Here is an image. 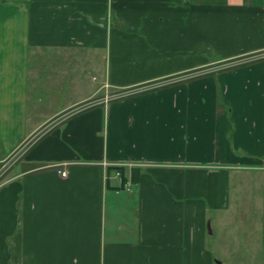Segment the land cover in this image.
I'll return each mask as SVG.
<instances>
[{
  "label": "crops",
  "instance_id": "0c3cea01",
  "mask_svg": "<svg viewBox=\"0 0 264 264\" xmlns=\"http://www.w3.org/2000/svg\"><path fill=\"white\" fill-rule=\"evenodd\" d=\"M261 55L264 0H0V264H212L208 212L264 171Z\"/></svg>",
  "mask_w": 264,
  "mask_h": 264
},
{
  "label": "rangeland",
  "instance_id": "374dc122",
  "mask_svg": "<svg viewBox=\"0 0 264 264\" xmlns=\"http://www.w3.org/2000/svg\"><path fill=\"white\" fill-rule=\"evenodd\" d=\"M57 65L58 61H54L45 71L54 72ZM93 76L97 78L93 79ZM86 79L85 85L88 87L91 82L98 86L101 81L99 73L94 71ZM53 85H45L47 98L58 95L64 99L74 93V88L65 80L60 86ZM242 171L233 177L227 209L208 212L205 246L212 264H264V171Z\"/></svg>",
  "mask_w": 264,
  "mask_h": 264
},
{
  "label": "built area",
  "instance_id": "2783aa9c",
  "mask_svg": "<svg viewBox=\"0 0 264 264\" xmlns=\"http://www.w3.org/2000/svg\"><path fill=\"white\" fill-rule=\"evenodd\" d=\"M261 56H264V55H261ZM261 56H253V57L251 56V57H247V58H244V59H240L238 61H235L231 65H236V64H240V63L249 62V61L255 60V59H257V58H259ZM200 73L199 72L198 73L197 72H193L191 74H188V75H185V76H182V77H179V78L170 79V80H167V81H160V82H157V83H151V84H147V85H139V86L130 87V88H117V89H114V90L111 89L110 84L106 83L104 85L105 92H104V94L102 96H100L98 98H94L93 100H90L88 102H84L83 104L77 106L74 110L75 111L81 110V109H84V108H88V107L94 106L96 104H108L109 102H111L113 100H117V99H120V98L128 97V96H131V95H134L136 93H140V92H143V91H146V90H151L153 88H157V87L163 86V85L167 84L168 82H175V81H179V80H185V79L190 78L191 76L193 77V76H195L197 74H200ZM47 128H49V127H47ZM61 173H62L63 176L67 175V171L62 170ZM118 175L121 176V173L119 171H118ZM124 188H126L127 190H132L131 183L126 181V183L124 185Z\"/></svg>",
  "mask_w": 264,
  "mask_h": 264
},
{
  "label": "trees",
  "instance_id": "16d2710c",
  "mask_svg": "<svg viewBox=\"0 0 264 264\" xmlns=\"http://www.w3.org/2000/svg\"><path fill=\"white\" fill-rule=\"evenodd\" d=\"M119 172L121 173V182H122V184H121V187L123 188L124 187V185H125V183H126V181H127V179H126V177H125V173H124V170H123V168H120L119 169ZM133 181V180H132Z\"/></svg>",
  "mask_w": 264,
  "mask_h": 264
},
{
  "label": "water",
  "instance_id": "95a60500",
  "mask_svg": "<svg viewBox=\"0 0 264 264\" xmlns=\"http://www.w3.org/2000/svg\"><path fill=\"white\" fill-rule=\"evenodd\" d=\"M209 228H210V223L208 224ZM210 231H211V228H210Z\"/></svg>",
  "mask_w": 264,
  "mask_h": 264
},
{
  "label": "bare ground",
  "instance_id": "6f19581e",
  "mask_svg": "<svg viewBox=\"0 0 264 264\" xmlns=\"http://www.w3.org/2000/svg\"><path fill=\"white\" fill-rule=\"evenodd\" d=\"M44 135V134H43Z\"/></svg>",
  "mask_w": 264,
  "mask_h": 264
}]
</instances>
